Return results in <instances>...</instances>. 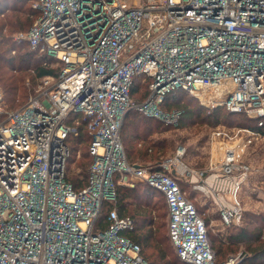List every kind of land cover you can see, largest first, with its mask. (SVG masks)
Segmentation results:
<instances>
[{
    "label": "built area",
    "instance_id": "1",
    "mask_svg": "<svg viewBox=\"0 0 264 264\" xmlns=\"http://www.w3.org/2000/svg\"><path fill=\"white\" fill-rule=\"evenodd\" d=\"M33 7L40 14L14 39L54 57L60 72L43 77L15 109L0 86V264H150L124 233L136 220L117 208V185L139 181L163 193L179 258L218 264L208 223L178 178L196 176L194 187L217 195L224 223L240 221L241 176L250 169L240 160L264 133H234L249 138L226 146L222 163L210 160L216 178L209 190L199 182L205 171L183 161L182 146L158 167L131 163L121 128L131 109L166 116L160 104L176 89L208 111L225 107L262 126L264 0H34ZM141 74L150 80V94L135 102L131 88ZM181 114L176 110L168 121ZM82 123L93 162L88 183L76 190L66 179L67 139L80 136ZM222 133L234 137L218 128L212 139ZM223 189L233 192L235 204L223 200ZM105 201L112 206L110 224L99 230Z\"/></svg>",
    "mask_w": 264,
    "mask_h": 264
},
{
    "label": "trees",
    "instance_id": "2",
    "mask_svg": "<svg viewBox=\"0 0 264 264\" xmlns=\"http://www.w3.org/2000/svg\"><path fill=\"white\" fill-rule=\"evenodd\" d=\"M33 2L34 0H0V86L5 93L8 107L13 109L26 102L35 91L38 79L48 75H58L60 72L59 66L52 65L54 57L32 48L28 41L18 42L14 39L17 32L28 30L40 14V11L33 7ZM149 82L150 80L142 74L135 76L131 88V97L135 102H143L148 98L150 94ZM160 106L164 111L183 109L179 124L176 126L177 129L189 126L190 119H199L200 117L204 123L213 128L223 126L231 128L233 126L235 129H260L264 133V119L263 125L260 126L257 120L248 118L246 114L231 112L225 107H217L208 111L200 105L195 97L182 89L168 93ZM79 128L80 136L70 135L67 139L70 155L67 158L66 179L73 184L76 190L82 189L88 183L89 168L93 162L89 151L91 135L84 123L80 124ZM167 129H172V125L157 121L156 117L146 116L139 109H131L121 128L123 143H129L127 147L124 143L128 160L131 163L142 164V161L147 160V152L149 151V155L152 154L154 148L156 151H159L160 148H175L176 139L181 140L182 138L180 135L173 139L167 137L161 138V140L157 139L158 144L155 143L157 140L153 141L150 137L155 132L159 133ZM137 141H141L140 144L142 141L145 142L147 148L136 149ZM156 158L159 159L158 156ZM157 159L153 162L156 167L160 162ZM178 181L186 196L196 204L192 193L190 195L191 183L182 178H178ZM156 197H160L159 202H155L157 201ZM134 203L144 206L145 210L154 209L158 213L157 216L165 218L168 214L166 200L160 190L146 182H137L133 187L117 185V208L120 215H130L136 220V228L124 233L141 245L142 252L150 264H193L181 260L175 248L173 249L174 246L168 231V219L166 223L160 224L155 221L153 215L152 217L140 216L143 219H138L136 212L131 209ZM196 207L209 223L212 216L207 217L206 207L203 210L197 204ZM111 208L109 202L103 203L97 229H104L110 224L108 215ZM243 215V220L239 223L227 224L225 232L220 230L221 226H217L220 236L214 235L212 239L210 237L216 259L222 262L232 253L237 252L241 245H244L248 255L239 264H264V211H251L248 217L250 222L244 221L245 212ZM245 222L246 224H244ZM144 226L148 227L146 231ZM166 226L167 230H163ZM208 232L210 236L209 229ZM146 249H149V253L146 252Z\"/></svg>",
    "mask_w": 264,
    "mask_h": 264
},
{
    "label": "rangeland",
    "instance_id": "3",
    "mask_svg": "<svg viewBox=\"0 0 264 264\" xmlns=\"http://www.w3.org/2000/svg\"><path fill=\"white\" fill-rule=\"evenodd\" d=\"M55 62V60L52 62ZM42 78L38 79L37 84L35 85V91L32 93L34 94L36 92V90L39 88L41 82H42ZM176 110H181L183 111V109H174L171 111H166L165 115L166 116H161V115H157V116H152V117H156L157 121L160 120L162 122H164L165 124H170L172 125V129H167L164 130L163 132H159V133H153L151 134V139L154 141L161 140V138H165L167 137L168 139H173L176 138L177 136H181V140H177L176 142V146L173 149H159V151H156V149L154 148L152 154L149 155V151L147 152V160L146 161H142V164H147V163H152L155 161L156 156H158L159 161H161L162 159H166L169 158V156H174L179 147H184L185 153L184 156H186V161L192 162V163H198L199 165H201V163H203V165H206V161L207 163L210 162L211 159L216 160L219 163H222L224 158H225V148L226 146H231V145H243V143H245V141L248 140L249 138V133L245 132V131H241L238 136H235V134L237 133L238 129H235L233 126L231 128H229L228 126H223L219 129L221 130H226L228 133H232L231 135H233V138H228L227 134H221L220 136L216 137L214 140L213 138V132L215 130H218L217 127L213 128L211 127L209 124L204 123L201 118L199 117V119H190L188 121V125L187 127L184 128H180L177 129V125L179 124V119L178 122H171L168 121L169 118H173V113ZM140 112H143L140 110ZM146 116H151L149 115V113H145L143 112ZM176 127V128H175ZM251 129V128H250ZM235 133V134H234ZM121 138H122V134H121ZM156 141L155 143L158 144L159 141ZM141 141H137L135 143V147L136 149H146L147 144L145 142L142 141V143L140 144ZM125 143V142H124ZM127 144L129 143H125V146L127 147ZM149 145H152L149 143ZM127 150V149H126ZM78 156H80V154L78 153ZM242 163H246L249 164L250 169L248 171V173L244 176H241L242 178V182H241V187H240V191L238 193V198L241 202V220H243V214L245 212V218L244 221L250 222V219L248 218L249 215L251 214V211H255V212H260V211H264V134L261 138L259 139H255L251 145L248 144V146L245 149V152L243 153L242 159L240 160ZM141 162V161H140ZM192 165V164H191ZM193 166V165H192ZM141 182V181H139ZM217 183V182H216ZM215 183V184H216ZM220 184V182H219ZM220 195H222L223 200L227 201L228 203H233L235 204V199L233 196V192L230 190H225L223 189L222 191H218ZM209 195L212 198L213 202H215V204L217 205L216 207H218V210L216 209L215 211H213L210 207H211V203L210 200H205L203 197H194L195 202L197 204V206L200 209H204L205 206V211L207 210V208H209V212L206 211L207 217L210 216V214H213L214 212H218L219 211V216H217L218 218L221 219L222 226L221 225H216V224H220L219 222L216 221V219H214L215 217H211L210 222L208 223V229L210 231V237L212 239V237L214 235H219L220 233H218L219 228H217V226H221L220 230H222V232L226 231V226L227 224L224 223V220L222 219L221 216V207L220 205L217 203V195L216 194H211L209 193ZM157 201L155 202H159L160 197H156ZM207 201V202H206ZM163 203V201H161ZM160 202V204H162ZM206 202V203H205ZM132 210H134V212H136V217H139L138 219H143L140 216H150L155 218V221L157 223H166L167 222V216L164 217H160L159 215L157 216V212L154 209H147L145 210L144 206H140L138 205V203H134V205L131 207ZM163 212V211H162ZM248 213V214H246ZM163 214V213H162ZM240 221H236V223H239ZM246 224V222L244 223ZM147 226H144L145 231L147 230ZM163 230H167V226L163 228ZM225 230V231H224ZM224 234V233H223ZM220 236V235H219ZM174 249V247H173ZM146 252L149 253V249H146ZM248 253L246 250V247L244 245H241L237 252L232 253L230 256H228V258L226 260H223L222 262H220L218 259V263L219 264H223L224 262L228 261L231 258H235L237 259V261L239 260V263L244 260L247 257ZM238 263V264H239Z\"/></svg>",
    "mask_w": 264,
    "mask_h": 264
},
{
    "label": "crops",
    "instance_id": "4",
    "mask_svg": "<svg viewBox=\"0 0 264 264\" xmlns=\"http://www.w3.org/2000/svg\"><path fill=\"white\" fill-rule=\"evenodd\" d=\"M176 155V154H175ZM174 155V156H175ZM169 157H173V156H169ZM183 161L188 164L189 166H191L193 169L195 170H201L202 172L205 171L204 173V177L200 179V184H206L209 188V190L213 189L212 186H214V182H215V178L216 176L213 175V174H210V171H209V166H210V162L207 163L206 161V165L204 166L202 163V165H199L198 163H192V162H189V161H186V156H183ZM193 166H192V165ZM139 165H153L155 166V164L152 162V163H147V164H139ZM179 178H182L184 179L185 181H187L188 183L190 182L191 183V192H190V195L192 193V197H203L205 200H210V202H213L212 198L208 192H205L203 190H200V189H197L196 187H194L195 184H197V181H196V176H193V175H190L189 177H184V176H179ZM227 185L228 186V183H222V185ZM214 199V198H213ZM207 202V201H206ZM205 202V203H206ZM217 205L215 204V202L211 203V209L213 211H215L216 209L218 210V207H216ZM206 207V206H205ZM168 211V210H167ZM208 213H210L209 211V208H207ZM215 214H218L219 216V211L218 212H214L213 214H210V216L212 215L213 217H215L214 219H216L217 222H219L220 224H216V225H221L222 226V221L220 218H218L217 216H215ZM167 218H168V214H167Z\"/></svg>",
    "mask_w": 264,
    "mask_h": 264
}]
</instances>
